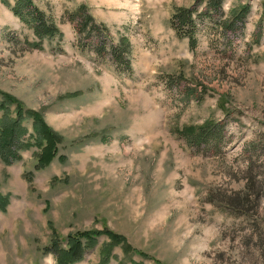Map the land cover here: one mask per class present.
<instances>
[{
	"label": "rangeland",
	"instance_id": "1",
	"mask_svg": "<svg viewBox=\"0 0 264 264\" xmlns=\"http://www.w3.org/2000/svg\"><path fill=\"white\" fill-rule=\"evenodd\" d=\"M0 105V264H264V0H0Z\"/></svg>",
	"mask_w": 264,
	"mask_h": 264
},
{
	"label": "trees",
	"instance_id": "2",
	"mask_svg": "<svg viewBox=\"0 0 264 264\" xmlns=\"http://www.w3.org/2000/svg\"><path fill=\"white\" fill-rule=\"evenodd\" d=\"M29 7H31V4L28 2L27 3ZM20 9V8H19ZM12 12L18 16L20 19L23 20L22 15L20 14V10H17L16 8L12 9ZM34 15H36V17H34V19H28L26 20V23H29L33 30L35 31V33L38 35V37H42L44 36H53L55 33V28L53 27V25L51 24H44L42 22V18H40L38 16V14L34 13ZM32 16V15H31ZM29 16V18L31 17ZM32 18V17H31ZM186 18V16L184 17V19ZM189 17H187V21H188ZM233 25V23H232ZM190 36V35H189ZM188 36V37H189ZM115 55V50L113 52ZM4 98L5 101H9L11 103H14L17 107V110H20V106L17 102H15L11 97L9 96H2ZM1 106V105H0ZM31 117L33 118L34 121V127L33 130L35 133H40L42 134V136L47 140V142H49L50 144H52V147L55 148L56 143H58V137L53 134L51 131H49L48 128L44 127L41 120L39 119L37 114H33L30 113ZM32 130V131H33ZM15 134H17V132H15L14 130L11 131L9 133L8 136V140H9V144L8 147H10L12 150H10L11 152H7L5 150H3L2 152H0V159L4 160L3 162L5 163H10L11 161H13L15 158V150L18 149L19 144H17V137L14 136ZM51 155H49L48 161L50 160ZM251 171L250 167L248 169L247 172ZM247 178H246V184H245V189L243 190V192L239 193V192H235L232 195V199L229 200L228 202L235 208H232L231 210L234 212H236L238 209H241V207H245L247 204H249L251 201L253 200H257V192L255 190V181H254V176L251 173H246ZM237 213H241V212H237ZM102 234H104L106 237H109V240L111 241V246L110 249L113 247V245H115L118 242V238L111 234L108 231H103L101 232ZM94 234H99L98 232H94ZM69 243L70 246H69ZM67 248L69 247L67 252H61L59 254H61V256L63 255V259H61V257L59 258L55 252H54V256H55V260H56V264H67L69 262L72 261H76L78 260L83 251H84V247L83 245L78 241L77 238H69L67 239L66 242ZM70 259V260H69Z\"/></svg>",
	"mask_w": 264,
	"mask_h": 264
},
{
	"label": "crops",
	"instance_id": "3",
	"mask_svg": "<svg viewBox=\"0 0 264 264\" xmlns=\"http://www.w3.org/2000/svg\"><path fill=\"white\" fill-rule=\"evenodd\" d=\"M144 40H142V42L144 43V46H150L149 43L145 44L146 42H148V40L146 38H143Z\"/></svg>",
	"mask_w": 264,
	"mask_h": 264
}]
</instances>
